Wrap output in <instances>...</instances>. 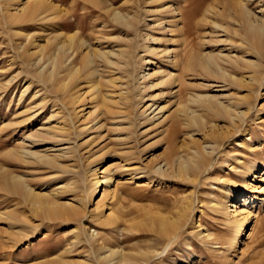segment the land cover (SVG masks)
Listing matches in <instances>:
<instances>
[{
    "label": "rangeland",
    "instance_id": "obj_1",
    "mask_svg": "<svg viewBox=\"0 0 264 264\" xmlns=\"http://www.w3.org/2000/svg\"><path fill=\"white\" fill-rule=\"evenodd\" d=\"M43 1L53 3V8L58 6L57 11H51L45 4L41 9V13L53 19L29 22L25 18L13 24L5 16L13 12L14 5L3 3V7L0 0V264H142V257L149 254L154 256L149 264H264V79L252 85L255 89L250 91L230 81L228 76H221L224 70L237 76L253 74V68L242 61L241 71L239 66L221 61L223 71L211 76L201 73L195 60L204 51L215 56L221 51L223 55L229 52L234 58L249 53L248 58L254 60L250 44L241 45L240 36L233 34L235 22L226 11V15L220 11L232 7V0ZM27 2L30 0H21L20 6ZM248 3L257 17H264L261 11L264 0ZM210 5L217 10L216 16L208 18L222 22V17H227L223 21L230 32L214 31L212 22L204 17ZM60 9L65 12L59 13ZM114 10H120L122 15H140L139 27L129 29L117 22ZM138 33L144 42L138 38L136 52L147 62H141L136 69L135 81L140 79V89L137 87L140 92L136 96L131 94L134 98L131 108L126 107V102L108 107L103 104V93L113 89L109 83L113 74L107 66H97L100 63L97 57L94 69L96 65L102 73H98L99 89L92 91L89 82L93 83L95 77L89 71L84 72L75 81L80 83L84 101L75 106L64 98L74 83L66 92L58 90L63 77L56 76L46 83L38 73L43 54L27 59V50H39L41 44L49 45V51L56 50L59 39H65L64 34H76L81 54L79 41H86L88 50L104 51L116 49L117 37L130 44L129 40ZM150 34L156 40L148 39ZM223 39L226 43H219ZM49 40L52 41L48 44ZM148 44L158 49L159 55H150L146 51ZM173 48L179 51L178 68L170 61L174 53L168 51ZM43 53L47 57L48 52ZM77 58L79 63L81 58ZM189 62L193 68L186 76ZM262 65L264 71V60ZM156 69L162 70L156 77L160 80L178 71V82L148 89L156 78L143 80V71L147 74ZM130 73L121 72L120 76L126 78L124 87H128ZM195 92L208 95L209 99L215 96L237 112L246 110L247 102L253 107L239 123V119L232 121L223 115L213 98L205 104H189L200 113L196 121L179 117V102ZM162 106L166 109L158 113ZM236 111L232 115L235 118ZM236 124H240L238 128ZM176 125L180 133L173 136ZM221 134L224 139H220L221 145L211 154V165L188 169L185 177L152 172V158L158 159L162 166L173 163L175 172L179 159L190 163L193 151L188 147L194 145L192 142L203 141L209 147ZM32 151H45L56 163H39L30 154ZM95 168L99 179L111 178L100 184L96 192ZM14 175L25 177L26 184L36 192L50 193L59 187L60 192L52 198L83 207L87 218L71 221L34 214L24 195L13 190L10 180ZM184 204L192 209L185 227L168 246L167 239L158 235L155 228L159 220L169 223L177 218ZM94 211L99 214L95 216ZM101 213H110L109 224L100 225ZM110 249L116 253L111 254ZM161 250L164 252L156 257Z\"/></svg>",
    "mask_w": 264,
    "mask_h": 264
},
{
    "label": "bare ground",
    "instance_id": "obj_2",
    "mask_svg": "<svg viewBox=\"0 0 264 264\" xmlns=\"http://www.w3.org/2000/svg\"><path fill=\"white\" fill-rule=\"evenodd\" d=\"M20 1L21 0H3L2 5H3V3H9V4H13L14 5L13 6V12L8 13L9 14L8 17L5 16L4 9H3V15L5 16V19L7 18V21H9V22H11L13 24H18V23L22 22V20L25 19V18H27L28 21L29 20L37 21V20H39L41 18L46 19V17H47V20L53 19L52 17H50V15H45L44 13H41V9L44 8V4H45L44 2L45 1H43V0H30V2L25 3L26 5H23V6H20ZM47 1H49V0H47ZM89 1H93V2L95 1L96 2V0H89ZM229 2H230V0H229ZM248 2H249V0H234V1L232 0L231 1L232 7L230 6L228 10H222L221 9L220 11H222L223 14H225L224 12L226 11L228 13L229 18L235 22V25L233 24L234 25V31H235L233 34L236 33L235 35H239L240 36L239 38H240V44L241 45H243L244 43L246 45H247V43L250 44V46L253 48V50L255 52V54H253L254 57H255L254 60H250L248 58L249 53H243V55H241V57H237L236 56V58H234V55L231 56L232 53L229 54V52H226L227 54L224 53L225 55H223L222 51L219 54H217V56L213 55V53H211V52H205L204 51L205 53L203 52L195 60L197 62V67H199L197 69H200L202 71L201 73H203V71H204L205 74L208 73L211 76L212 75L218 76L219 75V71H223L224 68L220 65L221 61L227 62V63H229L231 65L234 64L235 66H239L240 67V71H241V68H243V67L240 66L241 65L240 63L243 62L247 67L253 68V72H252L253 74H251L250 76L249 75L247 76L246 74L242 73L241 76H237L238 74H232V73H229V72L227 74V72L224 70L222 72L221 76L223 78L224 77L226 78L228 76L227 78L228 79L231 78L229 80L230 81L233 80V82L235 84H238L239 87H242V86L244 88L247 87L248 90L253 91L255 88H253L252 85H256L257 83L261 82L264 79V75H263L264 71L262 70V67H263L262 62L264 60V17L263 16H260V17L258 16L257 17V13L255 15V12L253 13L251 11L252 9L249 8L250 6H249ZM52 4L49 1V2H47L45 4V6L48 5L47 7L50 8V10L52 9V10L57 11L59 9L58 6H55L53 8ZM3 7H4V5H3ZM5 8L7 9L8 7L6 6ZM221 8H222V6H221ZM261 8H263V7H261ZM45 9H46V7H45ZM218 9H219V7H218ZM225 9H226V4H225ZM216 10L217 9H216V7L214 8V6H211L209 8L207 7V11H205L207 13V15L205 14V16H204L205 18L207 16V18H206L207 21H208V19H209L208 17H210V15H213V16L215 15L216 16V14H215ZM176 11H178V13L180 12L179 10H176ZM261 11H264V8ZM47 12H48V10H47ZM62 12H65V11H63V9L62 10L60 9L59 13H62ZM52 14H54V12H52ZM67 14H65V15H67ZM223 14H221V15L223 16ZM62 16H63V14H62ZM137 16H138V14H137ZM137 16L136 15L130 16V14L122 15L120 10H117V11L114 10V14H113V17H114V19L117 22H120L122 25H124L125 27H127L129 29H131V28L137 29V27H139L141 21H139V20L137 21ZM139 16H138V19H139ZM213 16H212V18H214ZM222 18L226 19L227 17L225 18L223 16ZM215 19H217V18H215ZM215 19H213V20L209 19V21L212 22L211 24H213V26H214L215 30L214 29L213 30L215 32L217 30H220V29H222V31H224V32H228L229 31L230 27L225 24V22L223 21L224 19L221 20L222 22H219L220 20L217 21ZM61 20H63V19H61ZM226 22H227V20H226ZM169 24H170V22H169ZM207 25H206V28H207ZM170 26H171V24H170ZM170 26H169V28H171ZM231 26H232V24H231ZM50 27H51V25H50ZM62 27H63V25H62ZM210 27H211V25H210ZM243 32H245V33H243ZM207 33L209 34L208 31L206 32V34ZM217 34L219 35L218 32H217ZM229 34L230 33H227V35H229ZM62 35L63 34L61 33L60 36H62ZM215 35L216 34H214L213 36H215ZM210 36H212V35H210ZM112 37L113 36H111L110 38H112ZM140 37H141V35L138 33V35H136L134 38L129 40L130 44H126V41H127L126 39H122L123 37L122 38H120V37L116 38V36H115V38L117 39V41L115 42L116 43V45H115L116 49L107 48L104 51L103 50H99V49L97 51L96 50L95 51L94 50H92V51L88 50V46H87L86 41H84V40L82 42L79 41L81 43V46H79L80 47L79 49H82V53L78 54V48L76 46L77 45L76 34H70V35H65L64 34V38H65L64 40L63 39L62 40L59 39L60 41H58V39H56V41H58V43L56 42L57 43V47L55 46L56 50L49 51L50 50V49H48L49 45H45L47 43L46 42L44 44L45 46H42V44H41L42 48L39 49V50L35 49L36 51H33V52H30V50H27V59L36 58V55L39 54V53L41 55L43 54V56H40V60H39V62H41L42 64L40 65L39 62H37L40 65V66L38 65L39 66V72L38 73L43 77V79L45 80L46 83L54 81L56 76L60 77V78L63 77V80L60 83H58V85H57V89L58 90H60V91L62 90V92L63 91L66 92V90L69 89V87H70V85L72 83L75 84L72 87V89H69V91L67 92L68 95L66 97H64L66 99L65 100L66 102L70 101V102H68V104H70L71 106H75V105H77L79 103L81 104V102L84 101V100H82L83 96H82V94H81V92L79 90L80 83L75 82V81L79 80L80 76H82V74L84 72H85L84 74H86V72L89 71V74L91 75V77H93V76L95 77L93 83L89 82V86L91 87V89H93L92 91H95V90L98 91L99 85H100V82H101V80L99 81L98 77H100V75H102V73H101V71L98 70L97 66L105 65V66H107L109 68V70L113 74L112 79H110V81H109L110 87H112L113 89L112 90H108L106 93L105 92L103 93V95H102L103 104L108 107L110 105H112V106L118 105L119 106L120 104L122 105V104H124L126 102V105H127L126 107L127 108H131L132 101L134 99L133 96H132L133 93H136V94H134L136 96L140 92V91H137L138 84H140L139 83L140 79L138 78V80L135 81V79H136V69L138 68V65L141 62H147L146 58H144L142 56L138 57V55H137L138 52H136V49H137L136 46H137L138 42H140L138 38H140ZM207 37H208V35H207ZM207 37L204 40L207 41ZM218 37L216 36V38H218ZM55 38H57V37H55ZM147 38L148 39H150V38L152 39L153 38L154 40H156L151 34H150V37H147ZM209 38H211V37H209ZM216 38H215V40H216ZM144 39H146V38H144ZM80 40H82V39H80ZM140 40H143V39L140 38ZM51 41L49 40L48 44L51 43ZM211 41L212 40H210V42ZM53 42H55V41H53ZM122 42H125V43H123L124 45L121 44ZM143 42H144V40H143ZM221 42L224 43L225 42L224 39L222 41H219V43H221ZM219 43H216V44H219ZM99 44H101V43H99ZM108 45H109V43H108ZM108 45H107V47H108ZM237 45H239V43ZM39 46L40 45H38L37 48ZM52 46H50V47L52 48ZM234 46H236V45H234ZM90 47H92V46H90ZM238 48H241V46L238 47ZM238 48H237V50H238ZM144 49H145V47H144ZM241 50L243 52V49H241ZM44 51H45V54H46V51L48 52L47 57L44 56V53H43ZM146 51L150 55L151 54L159 55L158 54V49L149 46V44L146 47ZM171 52L174 53V54H173V57H172L173 59L170 60V61L172 62V65H174L175 68H178L180 66V63H181V59H180V56H179V51H177L176 49L173 48L171 51H168V53H171ZM236 55H237V53H236ZM77 56H80V58H81V61L79 63H77V59L79 58V57L77 58ZM250 56H252V55H250ZM96 57L99 58L100 60L97 59ZM94 59L99 60L100 63H102L101 65H100V63H98L97 66L95 65V67H96L95 69H94V63H95L94 61H96V60H94ZM148 62L150 64V63L153 62V60L148 59ZM193 62H194V60H193ZM181 67H182V65H181ZM239 67H237V68L239 69ZM191 68H193V67L191 66V63L189 62V64L186 66V73H185L186 76H187L188 70H190ZM129 69L132 70L131 73L128 72ZM123 70L125 72H127V73H130L129 77H127L128 78L127 79L128 87H124V84H125L124 82H126L125 81L126 78L120 76V75H122L121 72ZM200 70H198V71H200ZM62 72H63V74H62ZM144 72L145 71H143V75H142V79L143 80H145V79L151 80V78H156L158 75L162 74V70L161 69H156L154 72L147 73V74H144ZM242 72H243V70H242ZM98 73H100V75H98ZM177 73H178V71H177ZM177 73L169 75L170 77H167V78L164 76V78L162 77V80H160V78H156L155 80H151V85L149 86L148 89L155 88V87H158V86L163 85V84L164 85L165 84H170L171 81H172L171 84L178 82L176 80V78H179V77H177V75H178ZM163 75H164V73H163ZM222 77H221V79H222ZM86 79H88V78H86ZM187 79H189V78H187ZM145 89H146V87H145ZM71 90H74V91H71ZM187 96L188 97H187L186 101L179 102L177 112H178V115H180L179 117L184 116V117H186L188 119L190 118V121H196V119H197L196 117L198 115H200V113L198 114L195 110H192L190 108V106H189L190 103L191 104L192 103L205 104V102H209L210 100H213V98H214L213 102L215 103V107L219 108L220 112H222L223 115H226V117L229 116L232 121H234V119L235 120L239 119V123L242 121V119H244L249 114V112L252 110V107H253V105L250 102H247V103H249L248 104V108L246 110H244V111L237 112L232 105H225L224 103H221L220 100H217L215 98V96L213 98L211 96L210 99H209V98H207L208 95L205 96V95H202V94H199V93H196V92H195V94H189ZM94 98H96V97H94ZM248 98H250V97L247 96V99ZM206 104L208 106V104H212V103H206ZM202 107H204V106H202ZM236 108H237V106H236ZM165 109H166V106L159 107L158 113L163 112ZM233 111H236V113H237V114H235V115H237L236 118L234 116H232L233 115ZM126 115H127V113H126ZM189 124L190 123H187L188 126H189ZM239 125L240 124H236L237 128H238ZM61 129L63 131V129H65V128H61ZM177 133H180V132L178 131V126L176 125L174 130H173V132H172V134H173V136H175ZM223 137H224L223 134H221L220 136L215 137L213 139L214 143L212 145H210L209 147L206 146L207 144L205 142H203V141L202 142L201 141L200 142H197V141L192 142L194 145L191 146V147H188L190 149V151H193V153L190 154V157H191L190 163H191V165L187 161H185V160L182 161L183 159L182 160L179 159L180 162L179 163L177 162L178 165H179L178 166L179 168L177 170H175V172H174L173 167H172L173 163L171 164V166H170V163H167L168 166H167V168H165V165H167V164L164 163L165 165L162 166V165H160L161 163L158 161V159L152 158V160H151V170L154 173H161V174H166V175H169V176L171 174L175 175V173H176L180 177H185L187 175L186 171L188 169H191V168L198 169L199 166H201V165H203V166L204 165H208V166L211 165L212 157H210V156H211V154H213V152L218 150V147L221 145L220 139L221 140L224 139ZM175 146H176L175 147V151L177 152L178 148H179L178 147L179 145H177V140L175 142ZM208 148L211 149V152H209ZM30 154L34 155L33 157H37V161H39V163H41V162L42 163H49V164L56 163L55 158H50V156L45 151L44 152H33L32 151ZM92 161L93 160H91V162ZM92 163H94V161ZM248 171L251 172V168H249ZM93 172H94L93 185H94L95 192H96L97 189L99 188L100 184H102L104 182H109L111 180V178L108 177V176H106V177L104 176L102 178L103 179L102 180V179H99L97 177L98 171H97L96 168H95V170ZM5 173H6V171H5ZM24 178L22 176H15L14 175V176H12V179L10 178L11 180L9 179L10 181H12V185L11 184L10 185L13 187V190L21 192L24 195L23 197L27 199L26 201L29 204H31L30 206L33 208L32 212L34 214H36V215H44L45 217H49V218H53V219L54 218H56V219L59 218V219L71 220V221L72 220L74 221L75 219L77 221H84V219L87 218V211H86V213H84V210L82 209L83 207L82 208H81V206L77 207L73 203L58 202L57 199H56L57 200L56 201L55 199L52 198V196H54V195L57 196L58 192H60L59 187L57 189H55V190H52L50 193L36 192L33 188L29 187L26 184V181H25L26 179H24ZM185 202L188 203L189 200H186ZM191 209L192 208H191L190 205L184 204L183 209H182V211L180 213H178L179 215H178L177 218L172 219L169 223H166L165 221H163L164 219L158 221V228L157 229L155 228V231L158 233V235H160L162 237H165L167 239L166 243H167L168 246H169V243H172V241L176 238L178 232L180 233V230H182L185 227V221H186L187 216L189 215V211ZM30 210H32V209H30ZM98 214H99V212L94 211V215L95 216H97ZM109 215H110V213H108V215H105V213H101V215L99 216L100 218H102L100 225L109 224V221H108L109 220ZM152 220H154L153 217H152ZM110 224H111V222H110ZM149 226L151 227L152 225H149ZM155 231H153V232H155ZM92 237H94V236H92ZM87 241L90 244V240L87 239ZM111 251L112 250L110 249V253L113 254V252L115 250H113L112 252ZM162 252H164V251L161 250L159 253L157 252V254L155 256L156 257L160 256ZM114 253H116V252H114ZM152 255L153 254H149V255L143 256L142 257V264H149L150 260L154 257Z\"/></svg>",
    "mask_w": 264,
    "mask_h": 264
}]
</instances>
